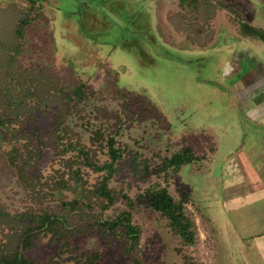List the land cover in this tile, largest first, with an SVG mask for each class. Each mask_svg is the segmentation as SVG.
<instances>
[{"label": "rangeland", "instance_id": "1", "mask_svg": "<svg viewBox=\"0 0 264 264\" xmlns=\"http://www.w3.org/2000/svg\"><path fill=\"white\" fill-rule=\"evenodd\" d=\"M194 2L0 0V264L22 228L11 216L56 213L72 200L80 210L70 220L85 223V212L93 227L67 245L42 230L27 259L129 264L120 231L99 226L129 214L144 264H264V44L239 30L243 21L264 29V0ZM180 17L195 34L176 29ZM80 82L81 103L62 97ZM108 138L121 153L113 163ZM13 147L26 159L25 147L39 149L24 168L40 193L19 180ZM185 147L196 159L160 170ZM107 175L111 204L94 193ZM154 185L177 201L186 194L194 245L150 209L144 192Z\"/></svg>", "mask_w": 264, "mask_h": 264}, {"label": "trees", "instance_id": "2", "mask_svg": "<svg viewBox=\"0 0 264 264\" xmlns=\"http://www.w3.org/2000/svg\"><path fill=\"white\" fill-rule=\"evenodd\" d=\"M30 6H35L40 0H25ZM187 1V2H186ZM186 2V3H185ZM179 3L183 6L185 4H188L189 6L194 5V0H179ZM183 19L185 17L183 16ZM183 19L180 17L178 19V23L176 25L177 30H184L188 32H192L195 34L192 26L193 24H190L189 27H191L188 30V25L184 26L182 24ZM32 20L31 18H28V16L25 15V17L22 18V21L20 23V26L16 30V34L19 35V31L23 29V26L27 25L29 21ZM190 20V19H189ZM185 22V21H184ZM239 30L242 36L252 37L254 39H257L261 41L264 44V29L263 28H256L246 21L239 23ZM192 34V36H193ZM190 35V34H189ZM9 68V67H8ZM12 72H9V69L5 71V78L9 76V74ZM32 82V81H31ZM6 85V80H5ZM85 84L84 83H77L74 85V87L69 91V94L66 96H62L68 102H74L76 105L81 103L83 99L85 98ZM59 92V91H58ZM28 94L32 93L31 91H27ZM11 98L8 97L7 99V105L12 104ZM20 106V105H19ZM17 106L16 109L20 110L21 107ZM10 106H7L6 109H9ZM95 138L101 137L99 131L94 133ZM105 145L107 146L109 150V156L111 158V163L116 160L121 159V153L120 149H116L114 147V142L112 138H108L105 141ZM27 146V145H25ZM26 153L28 154V159L23 157L22 153L18 154V148L13 147L11 149V156H10V162L12 164H16L17 161L21 163V168L18 169V173L20 174L19 180L22 182H26V187H31L32 191L34 193H40L41 190L35 189L34 181L31 178H28L26 174V170L24 167H29L30 161H35L37 156L39 155V149H35L33 147H25ZM194 159H196V156L192 154V151L189 147H185L181 149L180 151L172 154L170 157L165 158L162 161V165L160 167V170L169 171L174 170L177 171L181 168L182 165L188 164L192 162ZM118 162V161H117ZM90 164H93L89 162ZM88 163V164H89ZM146 166V165H145ZM108 169V171L112 172L111 165L104 166ZM95 170L102 169L99 167H94ZM73 176H76V173L72 172ZM166 175V174H165ZM109 175L106 177H103L102 181L99 182V186H97L95 190V196L98 198H102L103 200H106L109 204L113 203L115 200L114 195L111 193V191L107 187V181H108ZM56 184V183H54ZM144 197L148 199L149 207L152 211L157 212L160 214L163 218L167 220L168 227L171 230V232L176 235L181 242L186 246H192L196 242V228L195 223L193 220L188 216L186 213V208L184 206V203L186 201L185 197L186 194L182 193L181 199L178 201L175 200L169 193L167 186H160V185H154L152 187H149L144 192ZM79 203L76 200L72 201H62L60 204L59 211L56 213H50L48 211H41L38 214H31V213H23V214H16L14 217H10L11 219H14L15 222H19L21 225L20 234L17 235L14 233V240L10 251L7 248V256L4 258L3 264H35L31 260L27 259L24 255V250L27 249L29 244L31 243L32 239L36 237V235L42 231H48L51 233V237L55 238L57 241H65L67 239V236L69 234H74L75 232H78L80 230H86L88 227H93V223L91 222V219L85 218L86 213L82 212L78 219L85 221V223L80 222V224L75 225L74 221H71L70 219H73V213L72 210L77 211L80 210ZM107 205H103L102 208L106 207ZM85 208L88 206L85 205ZM26 214V215H24ZM77 215V213H76ZM129 214L118 216L115 220L111 221H105L100 222V230L102 232L104 231H110L113 235H116L117 231H120V235L122 239L126 240L125 242V252L129 254V264H144L138 257L136 249L138 248L139 244V228L133 225L130 222V218L128 217ZM6 218H9V215L4 214ZM31 218L32 221L28 222L26 218ZM9 220V219H8ZM6 219V221H8ZM73 226V227H71ZM65 245H67V242H64ZM86 246H90L92 248L96 247V241L95 238L90 237L87 239ZM1 259V260H2Z\"/></svg>", "mask_w": 264, "mask_h": 264}]
</instances>
